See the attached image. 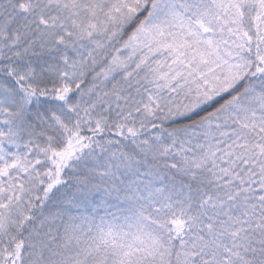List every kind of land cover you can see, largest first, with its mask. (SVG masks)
Listing matches in <instances>:
<instances>
[{"label": "snow or ice", "instance_id": "obj_1", "mask_svg": "<svg viewBox=\"0 0 264 264\" xmlns=\"http://www.w3.org/2000/svg\"><path fill=\"white\" fill-rule=\"evenodd\" d=\"M0 264H264V0H0Z\"/></svg>", "mask_w": 264, "mask_h": 264}]
</instances>
